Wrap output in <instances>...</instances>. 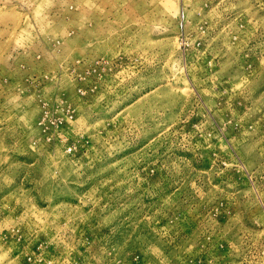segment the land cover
<instances>
[{
    "label": "rangeland",
    "instance_id": "374dc122",
    "mask_svg": "<svg viewBox=\"0 0 264 264\" xmlns=\"http://www.w3.org/2000/svg\"><path fill=\"white\" fill-rule=\"evenodd\" d=\"M0 264H264V0H0Z\"/></svg>",
    "mask_w": 264,
    "mask_h": 264
}]
</instances>
